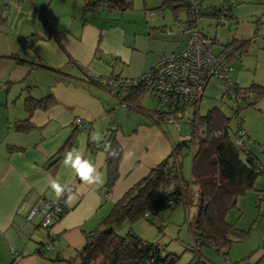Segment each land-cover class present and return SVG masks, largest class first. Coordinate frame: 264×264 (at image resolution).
I'll return each instance as SVG.
<instances>
[{"label": "crops", "instance_id": "1", "mask_svg": "<svg viewBox=\"0 0 264 264\" xmlns=\"http://www.w3.org/2000/svg\"><path fill=\"white\" fill-rule=\"evenodd\" d=\"M161 1L131 0L123 10H85V0H0V264H11L13 252L18 264H73L67 260L75 257L85 235L130 186L170 153L176 142L169 132L171 126L158 119L154 106L143 103L146 110L130 109L118 100L113 87H103L85 75L86 70L134 78L160 56L182 48L187 39L186 8L177 4L161 7ZM224 1L221 6H226ZM221 6L215 11L200 4L199 14L221 20L217 16ZM179 9L185 10L184 16L177 14ZM228 9L227 18L232 16ZM126 10L143 12L135 16ZM163 10H171L173 19ZM207 10L217 15L202 13ZM201 33L210 41L214 38L212 44L222 49L216 36ZM31 34L36 38L29 45ZM46 95L55 102L31 112V129L15 130V121L29 116L25 98ZM75 117L81 118L82 127L73 123ZM109 129L115 130L122 156L119 177L107 191L106 152L100 143ZM97 133L102 137L99 144L92 140ZM71 148L82 150L96 165L102 186L80 181L63 166V154ZM56 153L59 156L53 161ZM261 168L256 189L249 190L256 196L257 207L264 199V164ZM49 179L68 183L73 192L71 199L63 197L64 215L47 230L26 221L25 215L40 199L57 200L48 187ZM261 238L264 235L255 237L254 244ZM49 242L43 254L37 253V247ZM249 248V244L233 242L228 259L232 262L249 255L245 264H264V245L259 243L250 252Z\"/></svg>", "mask_w": 264, "mask_h": 264}, {"label": "trees", "instance_id": "2", "mask_svg": "<svg viewBox=\"0 0 264 264\" xmlns=\"http://www.w3.org/2000/svg\"><path fill=\"white\" fill-rule=\"evenodd\" d=\"M130 2L131 0H85L83 6L85 10L95 8L123 10L130 6ZM201 2L202 0L200 4ZM174 4L186 8V22H188L193 14L190 12L187 0L161 1V7H171ZM198 9L200 13V5ZM35 38V34L28 36V44L31 45ZM253 40L254 38L250 40L231 39L222 44V49L233 47L229 54L231 64L241 57L247 45ZM211 41L214 43L216 40L213 38ZM12 57L17 59V55H12ZM39 65L48 67L44 63H39ZM142 74L134 78L120 79H138ZM126 86L124 91L114 88V94L118 100L130 109L146 110L143 101L150 97L146 95L142 84ZM232 90H234L233 95L221 92L222 98L225 95L231 100L229 114L219 106H212L205 114L200 115L198 108L204 92L202 93L198 102L192 104L193 108L189 109L186 118L191 123V132L188 134L190 139L178 138L171 145L170 153L152 166L144 177L136 181L115 201L98 226L85 235L84 244L77 250L74 258L67 260L68 262L73 264H172L175 256L160 247L158 243L143 240L132 231H127L123 235L118 234L114 231V227L125 221L131 223L138 218L156 215L162 207H174L180 203L186 205L190 200L188 193L190 183L197 186L198 196L196 213L193 219L188 221L193 241L191 247L193 256L185 264H210L201 252L203 246L209 247L218 254L222 253L225 257L231 243L242 239L247 234L248 230L240 229L227 221L226 214L231 208L237 207L239 196L256 189L255 183L262 168L258 156L248 145L239 146L235 143L234 136L237 133L238 123L233 117L235 114H240L243 121L241 112L247 107H255L260 95L264 93V85L252 82L247 86H239L232 83ZM54 102L51 95L39 98L27 96L24 100V107L29 116L15 121L14 129L21 132L31 129L33 126L29 121L31 112L38 108H46ZM155 102L154 111L158 119L163 121L166 110L157 100ZM199 126L201 127L200 133L197 132ZM114 131L109 129L103 142L100 143L106 152L105 189L107 191L113 187L119 177V162L122 156V148L115 138ZM245 133L250 138L246 130ZM185 147L189 148L192 153L189 180L183 177L181 171V152ZM112 150H115L118 155L109 156L108 153ZM58 156L56 153L53 161ZM258 197L261 199L260 195ZM50 202L55 204L58 200ZM65 212L66 207L63 202L59 214H56L54 224ZM46 244L37 247V253L43 254V251L47 250ZM260 245H264V242ZM248 257L249 255H246L236 263L245 264Z\"/></svg>", "mask_w": 264, "mask_h": 264}, {"label": "rangeland", "instance_id": "3", "mask_svg": "<svg viewBox=\"0 0 264 264\" xmlns=\"http://www.w3.org/2000/svg\"><path fill=\"white\" fill-rule=\"evenodd\" d=\"M140 2L141 0H135ZM225 5L228 2L224 1ZM202 6H211L217 8L222 4V0H202ZM232 16L227 18L223 16L219 22L216 17L200 15L197 18V27L203 31L208 37H217L221 44L226 43L231 39L250 40L246 50L242 53L238 60L233 61L235 70L232 71V82L239 86H247L252 82L264 85V0H237L231 6ZM105 12V10H98ZM161 12L160 10H157ZM165 11L171 19H173L171 10ZM143 10H126V13L137 16ZM99 13V12H98ZM185 10H177L179 16H184ZM208 41H210L208 39ZM213 51L220 50V45L212 44ZM217 81V80H216ZM215 86V79L212 78L207 84L203 97L199 102L198 112L200 115L205 114L212 106H219L227 114L231 112V100L224 95L222 98L220 82ZM146 107H156V102L153 99L145 98L143 101ZM243 116V125L249 132L253 141H248L251 150L258 156L260 164H264V93H262L255 104V107H247L241 112ZM186 117L178 120V126L168 123L171 126L170 134L174 141H177L178 135H185L191 132V123ZM167 124V123H166ZM233 126L235 123L233 122ZM201 127H198L197 132L200 133ZM253 142V143H252ZM252 143V144H251ZM248 144V146H249ZM181 171L185 179H190V163L192 153L189 148H184L181 152ZM248 191L243 196H239L237 207L231 208L226 214V220L233 223L240 229L248 230L247 234L239 240H235V244H249V252L258 247V244L264 242L261 238L260 242H255V237L264 235V199L260 202V207L254 197ZM189 202L184 205L182 203L174 207H162L158 214L149 215L148 217L138 218L131 223L123 222L119 226L114 227V231L118 234H125L127 231H132L143 240L158 243L167 252L175 256L172 264H185L193 256L191 247L193 245L192 237L188 228V221L193 219L196 213L197 203V186L193 183L188 187ZM258 197V196H257ZM163 222V223H162ZM254 238V239H253ZM231 243V245L233 244ZM225 254H218L207 246L201 248L204 257L209 260L210 264H239L236 263L242 258L232 260L228 259L229 251ZM248 252V253H249ZM246 261V260H245Z\"/></svg>", "mask_w": 264, "mask_h": 264}, {"label": "built area", "instance_id": "4", "mask_svg": "<svg viewBox=\"0 0 264 264\" xmlns=\"http://www.w3.org/2000/svg\"><path fill=\"white\" fill-rule=\"evenodd\" d=\"M192 16L185 24L187 39L184 47L169 54L162 55L138 78L120 79L112 76H102L85 70V75L109 88H120L121 91L128 84H142L145 93L150 98L157 100L166 110L163 121L178 126V120L186 117L192 104L198 102L209 81L214 78L220 82L221 92L232 93V82L229 75L233 69L230 63L229 54L233 47L213 52L211 41L203 36L197 27L200 0H187ZM232 5L237 0H226ZM220 18L229 15L228 5L221 6ZM248 98V97H247ZM233 119L238 123L237 133L234 141L239 146H247L248 138L243 127L240 114H235ZM73 123L82 127L80 117H75ZM179 138L188 140L190 135H180ZM63 205V198L53 204L52 202L40 199L38 203L31 206L25 215L26 221L44 227L47 230L53 226L56 214H59ZM51 239L53 236L51 235ZM51 242L46 244L49 248ZM11 264H18L16 253L13 252Z\"/></svg>", "mask_w": 264, "mask_h": 264}, {"label": "clouds", "instance_id": "5", "mask_svg": "<svg viewBox=\"0 0 264 264\" xmlns=\"http://www.w3.org/2000/svg\"><path fill=\"white\" fill-rule=\"evenodd\" d=\"M102 137L97 133L92 136L93 142L99 144ZM109 156L115 157L118 153L112 150L108 153ZM127 155H131L128 153ZM62 164L64 167L71 169L80 181L88 185H103V177L100 171L97 169L90 160L85 158L82 150L77 148H71L65 151L62 158ZM48 187L52 190L57 200L68 196L71 199L73 188L68 183H61L58 179H49Z\"/></svg>", "mask_w": 264, "mask_h": 264}, {"label": "water", "instance_id": "6", "mask_svg": "<svg viewBox=\"0 0 264 264\" xmlns=\"http://www.w3.org/2000/svg\"><path fill=\"white\" fill-rule=\"evenodd\" d=\"M202 13H205V14H209V13L215 14V11L214 10H207V11H204Z\"/></svg>", "mask_w": 264, "mask_h": 264}]
</instances>
